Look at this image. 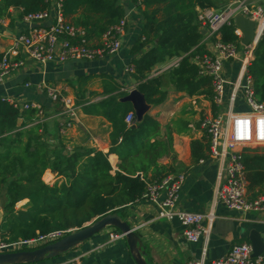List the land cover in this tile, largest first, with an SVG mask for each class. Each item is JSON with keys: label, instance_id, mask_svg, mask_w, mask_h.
Listing matches in <instances>:
<instances>
[{"label": "trees", "instance_id": "16d2710c", "mask_svg": "<svg viewBox=\"0 0 264 264\" xmlns=\"http://www.w3.org/2000/svg\"><path fill=\"white\" fill-rule=\"evenodd\" d=\"M141 16L138 40L131 48L135 57L131 66L135 89L150 107L166 98L167 87L208 102L212 116L218 114L213 103L212 81L200 72L199 59L206 53L201 46L204 35L197 22L198 11L219 9L228 0H132ZM64 19L85 30L87 39H96L124 18L119 0H60ZM10 9L20 11L23 18L48 12V0H0V19ZM219 41L234 44L233 28L223 26ZM2 55H0V60ZM171 59L177 62L157 75L153 69ZM252 80L253 98L264 103V32L253 50L247 67ZM102 98L81 105L84 114L100 116L110 125L109 150L76 148L72 152L48 150L41 141L40 125H32L35 111H20L0 100V198L3 216L0 242L28 240L37 234L80 229L92 220L121 210L142 199L147 181H159L174 175L172 166H161L157 160L170 153V139H159L160 125L149 113L137 116L127 92H120L114 83L102 88ZM90 101V100H89ZM131 113L130 125L124 122ZM21 119L18 124L17 120ZM131 125H134L132 128ZM209 140L203 137L190 142L191 163L206 159ZM243 150L239 157L245 169L247 191L252 197L264 185V149ZM115 155L118 164L113 170L108 161ZM152 167L150 177L148 171ZM63 178L52 185L42 180L46 170ZM26 200L19 209L17 203Z\"/></svg>", "mask_w": 264, "mask_h": 264}, {"label": "crops", "instance_id": "0c3cea01", "mask_svg": "<svg viewBox=\"0 0 264 264\" xmlns=\"http://www.w3.org/2000/svg\"><path fill=\"white\" fill-rule=\"evenodd\" d=\"M48 1L49 16L42 22L44 26L52 23L55 12L56 0ZM119 2L124 12L126 27L119 37L120 49L115 54L91 61L66 60L45 65L30 60L21 49H18L16 56L10 57L12 63H20L0 82V98L17 104L34 103L41 107L45 118L39 135L52 152L61 150L62 154H65L76 148L103 153L109 150L110 125L100 116L84 114L81 105L86 101L90 103L102 98V88L108 82L114 83L120 92L129 93L135 88L131 74L126 73L125 68L131 65L135 58L131 54V48L140 36L141 16L132 0ZM37 25L25 22L20 17L19 10L10 9L8 16L0 19V55L8 54L9 50L15 47L17 39ZM203 35L201 46L205 50L208 45L205 31ZM90 42L97 43L96 39ZM176 62L177 59L166 61L155 67L151 75L161 73ZM221 77L226 83L218 115L225 117L249 114L240 62L233 60L224 63ZM43 84L55 87L77 106L75 122L64 135L58 134V127L64 117L59 115V106L53 103L40 87ZM166 91V98L160 105L147 106L146 110L160 125L159 139H170V153L156 162L161 166H172L174 175L184 177L178 191L177 209L209 214L211 223L205 240L201 238L197 243H189L183 237L182 226L176 220L157 218V207L150 201L141 199L126 206L118 216L138 237L147 264H188L191 260L207 262L218 259L228 253L235 244L247 243L251 246L252 231L259 234L264 244V212H235L217 202V191L223 176V162L210 159L207 153L206 159L191 163L190 142L206 138L199 128V122L204 115H212L210 105L198 96H188L183 92L174 91L171 87H167ZM108 161L112 169L116 170V156L109 155ZM151 171L152 167L147 177L151 176ZM42 180L52 185L61 182L63 178L48 169L44 172ZM4 198L2 191L0 200L3 201ZM25 203L26 200L21 201L15 208L19 209ZM2 216L1 205L0 222ZM203 225H207V222H203ZM114 233L117 232L107 228L70 252L40 264H135L123 237L109 240V235Z\"/></svg>", "mask_w": 264, "mask_h": 264}, {"label": "built area", "instance_id": "2783aa9c", "mask_svg": "<svg viewBox=\"0 0 264 264\" xmlns=\"http://www.w3.org/2000/svg\"><path fill=\"white\" fill-rule=\"evenodd\" d=\"M140 0H137L139 4ZM241 15L255 23L254 41L248 46L241 44L242 33L235 25V17ZM48 12L30 14L23 17L29 24H38L30 28L26 35L20 36L15 47L0 60V82L19 63L11 62L10 57L16 56L18 49L32 61L41 65L51 62L62 63L66 60H97L106 55H113L120 49L119 37L124 33L126 20L122 18L110 27L99 39L97 45L87 39L84 29L67 22L61 13L60 0H56L54 18L50 25L44 26ZM197 22L205 31L208 45L205 54L199 59L200 72L209 76L212 81L213 103L219 110L224 95V84L221 77L224 63L239 61L245 84L244 96L250 113L245 115H204L199 122V128L209 140L208 156L213 160L223 162V176L217 191V202L228 210L240 213H263L264 190L256 197L247 191L245 169L240 161V153L245 149H264V103H258L253 98L252 80L247 75V67L253 60V50L264 32V0H228L219 9H204L198 11ZM223 26L233 28L237 41L234 44H223L219 41L218 31ZM242 48L239 50V48ZM125 72L132 74L133 67L129 65ZM49 99L59 106V115L64 117L58 127V134L64 135L75 122L77 106L72 100L61 94L55 87L42 85ZM20 111H35L32 125H42L44 113L39 105L34 103L17 104L14 101L0 98ZM133 121L131 113L124 122L130 125ZM184 181L183 175H168L159 181H147L142 199H146L157 207V218L176 220L183 228V237L189 243H197L201 238H207L209 214L186 212L178 210L177 197ZM207 222V225H203ZM76 229L53 231L47 234H37L28 240L18 239L13 242H0V253L33 250L54 243ZM123 236L119 233L110 234L109 240ZM252 248L247 243L233 245L228 253L218 259L203 261L191 260L188 264H264V252L258 256L252 255Z\"/></svg>", "mask_w": 264, "mask_h": 264}, {"label": "water", "instance_id": "95a60500", "mask_svg": "<svg viewBox=\"0 0 264 264\" xmlns=\"http://www.w3.org/2000/svg\"><path fill=\"white\" fill-rule=\"evenodd\" d=\"M235 25L242 33L241 44L248 46L254 41L255 23L241 15L235 17ZM204 30L202 31V34ZM133 86L136 85L135 80L132 79ZM123 101L129 102L137 116H142L147 111V104L143 96L134 88ZM17 123L20 124L21 120L18 119ZM133 128L134 125H131ZM111 229L120 235L126 241L128 251L135 264H147L144 258V251L140 247L138 237L130 228V226L116 214H108L98 220H92L84 224L80 229L64 236L60 240L44 245L40 248L33 250H24L17 252H4L0 253V264H40L47 260H52L61 255H64L74 248L78 247L85 241L92 238L94 235L100 233L105 229ZM250 242L253 250V256L260 255L264 252V244L261 241L259 234L255 231L250 233Z\"/></svg>", "mask_w": 264, "mask_h": 264}, {"label": "rangeland", "instance_id": "374dc122", "mask_svg": "<svg viewBox=\"0 0 264 264\" xmlns=\"http://www.w3.org/2000/svg\"><path fill=\"white\" fill-rule=\"evenodd\" d=\"M242 48L240 47L239 50H241ZM2 205V201L0 200V206ZM47 261H50V260H47Z\"/></svg>", "mask_w": 264, "mask_h": 264}]
</instances>
